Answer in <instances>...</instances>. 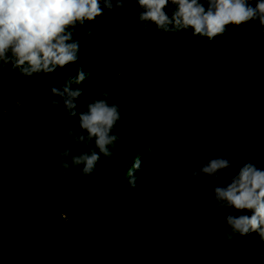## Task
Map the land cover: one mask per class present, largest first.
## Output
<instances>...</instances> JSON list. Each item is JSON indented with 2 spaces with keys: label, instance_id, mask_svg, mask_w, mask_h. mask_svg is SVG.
I'll return each instance as SVG.
<instances>
[{
  "label": "trees",
  "instance_id": "trees-1",
  "mask_svg": "<svg viewBox=\"0 0 264 264\" xmlns=\"http://www.w3.org/2000/svg\"><path fill=\"white\" fill-rule=\"evenodd\" d=\"M136 8L131 0L78 28L76 64L28 79L0 69V103L8 92L28 89L0 120V264H264L255 233L223 239L224 218L241 213H213L207 177L185 179L214 157L236 162L212 187L227 185L248 162L264 168V132L256 135L264 112L255 111L264 109V35L253 24L230 26L211 42L190 30L146 33ZM80 65L90 75L77 111L107 90L122 112L120 142L92 175L76 168L61 182L56 140L82 148L64 136L75 118L44 102ZM222 95L237 107H222ZM245 96L253 97L249 108ZM41 158L51 163L43 166ZM138 159L131 188L128 172Z\"/></svg>",
  "mask_w": 264,
  "mask_h": 264
},
{
  "label": "clouds",
  "instance_id": "clouds-1",
  "mask_svg": "<svg viewBox=\"0 0 264 264\" xmlns=\"http://www.w3.org/2000/svg\"><path fill=\"white\" fill-rule=\"evenodd\" d=\"M135 20L144 32L155 29L161 34L191 31L194 38H206L209 42L223 37L229 27L238 28L253 24L264 35V0H135ZM131 0H0V69L18 73L28 79L48 75L76 64L80 59L81 43L74 37L78 28L91 24L104 15L105 10L114 12L130 6ZM91 35L93 29L88 28ZM85 65H80L75 75L69 76L62 86H52L44 107L52 110L62 107L74 127L64 132L73 144L82 148L74 152L57 139L54 150L58 157L57 180L64 178L76 168L83 176L92 175L101 159L111 160L117 153L120 136L117 126L122 112L116 103H109L110 93L102 90L77 111V101L85 94L81 86L89 78ZM219 103L226 109L236 108L222 95ZM245 107L253 104V97L245 96ZM257 114L264 109L256 108ZM45 122L47 118H44ZM179 131L183 132V126ZM264 129L257 131L259 136ZM131 148L132 145H126ZM43 166L51 163L49 158L38 160ZM236 162L233 156L214 157L191 172L186 180L207 177L205 185L212 188L211 211L233 209L239 215L228 214L223 221L227 227L223 235L226 243L255 233L264 243V168L253 162L244 164L238 174L225 186L212 187L219 174L230 169ZM136 160L128 172L129 186L136 188L140 170ZM264 259V251L258 253Z\"/></svg>",
  "mask_w": 264,
  "mask_h": 264
},
{
  "label": "rangeland",
  "instance_id": "rangeland-1",
  "mask_svg": "<svg viewBox=\"0 0 264 264\" xmlns=\"http://www.w3.org/2000/svg\"><path fill=\"white\" fill-rule=\"evenodd\" d=\"M16 89L18 90H13L2 96L0 120L9 116L27 98L28 89L22 87Z\"/></svg>",
  "mask_w": 264,
  "mask_h": 264
}]
</instances>
